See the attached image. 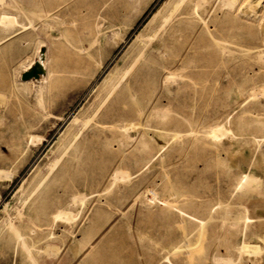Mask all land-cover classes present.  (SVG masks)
I'll use <instances>...</instances> for the list:
<instances>
[{
    "label": "rangeland",
    "instance_id": "rangeland-1",
    "mask_svg": "<svg viewBox=\"0 0 264 264\" xmlns=\"http://www.w3.org/2000/svg\"><path fill=\"white\" fill-rule=\"evenodd\" d=\"M46 1L66 16L0 0V264H264V0L190 4L120 94L175 0ZM62 209L75 220L54 224Z\"/></svg>",
    "mask_w": 264,
    "mask_h": 264
},
{
    "label": "bare ground",
    "instance_id": "bare-ground-1",
    "mask_svg": "<svg viewBox=\"0 0 264 264\" xmlns=\"http://www.w3.org/2000/svg\"><path fill=\"white\" fill-rule=\"evenodd\" d=\"M207 1L208 0H175L172 5L165 4L166 6H164V7H170V8H168L169 11L168 12L167 11L166 12L164 11L165 14L162 16V20H161L160 24H158V26H156L155 28H153V30L151 31V34L149 36V39L147 41L143 42L142 46L132 56L133 58H132L131 62L119 73V75H118L119 78L117 79L115 85L113 86V92H112V94H114V93L120 94V92H122V90L125 89L127 87V85L130 84V82L127 81V79L129 78V76L130 77H133L134 76L135 77L134 79H136L137 73H139V72H141L143 70H147V68L149 67V62L150 63L152 62L151 61V57H152L153 50H152L151 47H152V45L155 42H157L159 40V38H161L160 37V33L163 32V30H165L166 28H168L171 25H173L175 23V20L178 19V18H180V16H182L184 14V12H188V9H189L190 4L192 6V9H190L189 11H191V10L192 11H195L196 14L198 15L199 13H197V10H199L200 7L202 8L203 5H205V6L208 5V4H206ZM222 1H223V4H224V2H226L227 9H230L229 6H233L234 7V3H235L234 0H225V1L222 0ZM63 5H64L63 2L54 4V6H53L52 3H47L46 0H45V2L44 1H41V0L40 1L38 0L36 14H34V13H32V14H34V17L36 16V17H38L41 20H44V21L45 20H48V21L49 20L50 21L52 20V22H54L53 20H60V19H63L66 16L67 9H64L62 12H59L60 9L64 7ZM183 5H184V7H183ZM205 6H204V8H205ZM204 8H202V9H204ZM262 9H264V8H262ZM160 10H161V8H160ZM155 15L156 14H154L152 18L155 19V17H156ZM5 18H6V16H5ZM9 19L11 20V18H9ZM9 19L7 18L6 20L8 21ZM1 21H3L5 23V19H2L1 18ZM8 22H9V24L11 23L10 21H8ZM260 22H263L262 24L260 23V25H261V33L263 34V37H264V14L260 17ZM177 23H181V22H177ZM151 24H153V23H151ZM2 25H5V24H2ZM10 26H11V24H10ZM163 35L161 33V36H163ZM136 38H137V41H138L139 38L138 37H136ZM90 48H92V47H90ZM262 57H263V55H262ZM48 63H50V62H48ZM78 65H79L78 63L75 64L74 67L71 70L68 71L67 74H68L69 78H74L75 76H77L80 73V70H79ZM49 66L47 65V61L45 60V56L44 55H40L39 56V62L37 64L36 68L33 71V74L34 73L35 74H39L40 75V78L36 79V77L34 75V77L32 78L33 79L32 81L33 82L34 81L40 82V80H42V81L44 80L45 81L46 79L44 78V76H45V73L48 71V67ZM24 77H23V80H26V79L30 78V77H28V78L24 79ZM23 80H20V82H22L24 84H27V85L30 82H32V81H23ZM1 100H2V97H1ZM136 126L137 125L134 124L131 127H124V126L123 127H124V129L126 128L125 130H130V129H134L135 130V127ZM218 132H220L218 129H216V130L213 131L214 134H216V133L218 134ZM3 174L5 176H8L5 172H1L0 171V175L2 176ZM242 180H245V182L242 183L243 182ZM239 185H240V190H242L244 192L243 197H248L249 195H253L254 193H256V194H263V192L261 191L262 189L259 190V184H258L257 180H255L254 178H252V177H250L248 175H244L241 178V180L239 182ZM77 200H76V202H77ZM157 201H160V203L163 206H166V204H169L168 202L166 203L165 200L163 201V200H160L159 199ZM174 203H171L169 206H172ZM169 209L172 210V211L178 210L180 213H182V210L179 209L177 206L175 207V205H174V207H170ZM249 209H250V212H252V214H251V216L253 215L252 216V220L255 221L254 223H255L257 229L261 232L262 235H264V200L261 201V202H252V201H250V203H249ZM182 214H184V213H182ZM20 215H21V212H18V214L16 215V217L13 220L14 222L13 221H10V222L8 221V224L6 225V227L13 229L15 231V234L16 235H18V234H17V230L15 229L14 223H15V220L18 219V217ZM52 217L54 219L53 220L54 221V224H56L58 222H72L76 218L75 217L74 220H73V217L74 216H71L70 213L65 212L63 209L57 211V213L54 216H52ZM200 221H202V220H200ZM38 231H39V229H38ZM48 237L49 238H51V237L53 238L55 236H53V234H49ZM19 238H21V237L19 236ZM241 242H242V246H246L245 245V243L247 242L246 240H243ZM241 242H239V243H241ZM217 261H221V260H217ZM221 262H224V261H221ZM221 262H219V264H232V261L230 259L229 260H226L224 263H221Z\"/></svg>",
    "mask_w": 264,
    "mask_h": 264
},
{
    "label": "water",
    "instance_id": "water-1",
    "mask_svg": "<svg viewBox=\"0 0 264 264\" xmlns=\"http://www.w3.org/2000/svg\"><path fill=\"white\" fill-rule=\"evenodd\" d=\"M29 76H25L24 79L28 78Z\"/></svg>",
    "mask_w": 264,
    "mask_h": 264
}]
</instances>
